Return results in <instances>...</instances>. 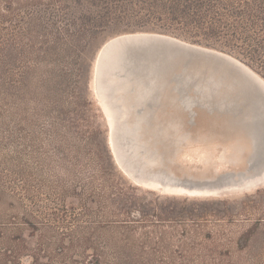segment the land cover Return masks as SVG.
<instances>
[{
  "label": "rangeland",
  "instance_id": "rangeland-1",
  "mask_svg": "<svg viewBox=\"0 0 264 264\" xmlns=\"http://www.w3.org/2000/svg\"><path fill=\"white\" fill-rule=\"evenodd\" d=\"M126 1L125 13L93 33L86 0H0V264H264V180L245 183L263 171L264 149L249 173L239 156L212 177L247 139L225 116L194 106L190 121L171 108L165 117L178 112L187 137L169 146L165 163L180 177L203 171L213 185L202 187L244 190L191 198L138 186L111 154L93 91L99 51L125 33L213 47L263 78L264 52L224 28L177 19L168 0Z\"/></svg>",
  "mask_w": 264,
  "mask_h": 264
},
{
  "label": "bare ground",
  "instance_id": "bare-ground-1",
  "mask_svg": "<svg viewBox=\"0 0 264 264\" xmlns=\"http://www.w3.org/2000/svg\"><path fill=\"white\" fill-rule=\"evenodd\" d=\"M150 34L155 33L140 31L122 34L121 38L114 39L107 46L105 45L106 47L99 51L95 61L93 77L96 80V86H94L93 91L95 90V98L107 124L108 145L115 161L119 162L130 176L141 183L134 181L136 185L159 193L164 190L172 192L171 194L175 196L209 198L220 197L223 192H228L227 194L241 192L239 189L244 190L241 187L244 183L235 185L227 182L228 185L220 187L189 186L184 183L185 180L182 177L173 171L168 163H165L167 159H171L169 146L184 140L187 137V132L184 128L180 129L177 126L178 117H182L178 112L176 115H171L172 118L165 117L164 112L171 108H177L178 99L173 98L175 96H172V101L175 102L172 104L173 106L163 104L168 99L164 97V94L159 101L161 106L157 110H153L152 104H150L154 99L153 87L159 85V74L156 72V63L152 60V51L143 41V38L152 36ZM221 52L229 54L224 51ZM229 55L233 56L232 54ZM240 62L242 61L240 60ZM242 63L252 74L257 75L262 82L264 81V78L250 66ZM242 86L247 92L243 91V99L240 103L243 109L236 116L239 119V124L232 123L233 118L232 120L227 118V127L229 131L245 137L248 145L246 148H243V145L232 148L230 153L225 152L226 154L222 155L224 160L220 163L223 170L213 171L212 177L215 174L228 173L230 170H225L226 164L232 165L234 159L236 160L239 156L244 160L242 169L248 168L252 164L251 161L260 155L264 149V112L260 105V102H264V88H258V90L251 80H246ZM241 88L239 86L237 89L240 93L243 90ZM183 99L180 98L182 103L186 98ZM144 129H147L145 134H143ZM114 138L117 139V143ZM163 149H167V152ZM244 149L246 151L242 152ZM117 167L128 177L118 164ZM252 168V166L250 169L248 168L246 173H249ZM203 170L207 171L206 168ZM135 173H139L141 177L138 178ZM199 175L201 178L203 171H200ZM259 180H264V169L258 176L245 183L256 185L260 182Z\"/></svg>",
  "mask_w": 264,
  "mask_h": 264
},
{
  "label": "water",
  "instance_id": "water-1",
  "mask_svg": "<svg viewBox=\"0 0 264 264\" xmlns=\"http://www.w3.org/2000/svg\"><path fill=\"white\" fill-rule=\"evenodd\" d=\"M155 33L148 38H143L152 51V60L155 61L156 72L159 74V85L153 87L154 99L150 103L152 109L157 110L161 106L159 101L164 94V97L168 99L163 104L173 106L172 104L175 103L172 101L173 98L178 99L177 109L187 111L191 116L190 121L195 112L193 107L198 106L225 116L226 120L233 118L232 123L239 124L236 116L243 109L240 104L243 91L247 92L242 86L243 83L251 80L257 89H263L264 81L262 82L257 75L252 74L239 59L229 54L195 45L169 34ZM239 86L243 89L241 93L237 91ZM172 96L175 97L172 98ZM180 98L186 99L182 103ZM260 105L264 112V102H260ZM145 130L147 132V129H144L143 134ZM232 172L234 175L235 171ZM135 174L139 175V173ZM182 178L189 186L213 185L210 180L193 176Z\"/></svg>",
  "mask_w": 264,
  "mask_h": 264
},
{
  "label": "trees",
  "instance_id": "trees-1",
  "mask_svg": "<svg viewBox=\"0 0 264 264\" xmlns=\"http://www.w3.org/2000/svg\"><path fill=\"white\" fill-rule=\"evenodd\" d=\"M126 2L86 0L87 13L81 12L87 18L85 25L90 26V31L95 33L102 23L100 21L125 13ZM168 2L169 13L177 19H189L199 24L224 28L233 34L237 33L246 42L256 41V48L252 47L254 51L264 52V0H168ZM143 3L152 7V1ZM61 7L63 9L66 5L63 3ZM250 28L258 30H254L255 36L249 34ZM250 54L252 55V52ZM90 264H99V260L96 262L94 260Z\"/></svg>",
  "mask_w": 264,
  "mask_h": 264
}]
</instances>
